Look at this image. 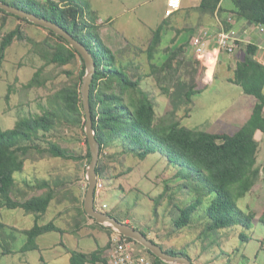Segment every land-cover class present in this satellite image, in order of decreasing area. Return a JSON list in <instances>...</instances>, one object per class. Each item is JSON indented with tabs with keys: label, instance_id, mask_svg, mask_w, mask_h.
I'll return each mask as SVG.
<instances>
[{
	"label": "rangeland",
	"instance_id": "rangeland-1",
	"mask_svg": "<svg viewBox=\"0 0 264 264\" xmlns=\"http://www.w3.org/2000/svg\"><path fill=\"white\" fill-rule=\"evenodd\" d=\"M83 1L89 4V7L84 5L86 10L97 19L101 35L103 33L106 44L116 54L118 66L125 69L133 81H139V88L155 103L158 121L177 119L189 129L205 130L206 122L221 120L234 112L233 103L240 90L232 88L227 79L234 77L237 65L244 55L226 54L230 59L227 63L224 60L219 61L222 67L216 69V81L210 84L206 80L205 68L195 58L191 44L188 43V46L183 44L182 51L178 50L172 69L163 71L162 74L154 73L151 66L161 67L167 56L173 54L175 39L171 41L172 34L168 28L155 59L151 61L149 57L153 31L169 19H165L167 0ZM226 5L233 4L226 0ZM21 25L26 36L34 41L43 40L47 35L50 37L43 28L0 13V45L9 32ZM171 25L178 24L172 22ZM201 25L198 21L195 27H189L195 30V33L183 43L186 44ZM173 29L177 33L179 31V38L186 36V33L191 34L190 31L182 32L184 29ZM245 45L247 47V44L243 46ZM33 49L29 41H16L7 50V59L0 79V123L3 130L14 128L20 116L42 113L48 96L79 78L82 73L83 63L79 58L72 65L55 68L54 77L46 87L25 89L22 84L32 80L36 71L43 65V62L35 57ZM213 71L212 68L209 74L212 75ZM68 73H73L75 77ZM171 75L174 77V83ZM165 77L170 78L165 80ZM180 77L190 88L196 87L204 92L194 98L197 103L194 111V105L191 108L190 105L181 104L174 114L176 110L163 89L176 87V80ZM161 78L163 82L158 80ZM12 85V96L8 102L6 97ZM49 142L59 143L82 159L67 161L47 154L30 155L25 171L15 175L17 188L14 196L17 200L24 201L25 198L44 193L43 190L29 189L27 184L37 185L40 181L60 179L66 183V191L85 199L88 190L86 171L90 164L86 134L80 127H57L47 138H43L39 145L46 148ZM100 160L102 165L107 167L106 178H102L108 186V192L103 199L109 205L107 213L121 221L126 218L132 220L135 228L146 232L150 239L155 238L152 240H156L166 250L191 251L195 264H264V226L259 221L264 212V170L254 190L239 202V207L244 212H254L258 215L251 231H245L241 226L217 231L208 230L210 221L206 212L207 205L193 215L189 226L178 230L175 223L180 216L178 207L184 209L194 200L193 195L184 189L185 182L176 178L181 171L179 167L171 165L160 152L142 160L136 154L127 152L120 143L106 147L101 152ZM257 166L263 168L264 163L258 159ZM71 194L63 203L54 201L48 213L39 221L40 225L55 222L63 231L40 237V250L26 254L3 255L5 244L2 245L1 235L4 231L0 229V264H69L68 254L72 249L91 252L102 245L108 246L106 237L110 236L111 239L115 232L110 233L106 228L97 226L89 217L80 216L77 212L80 203ZM0 222L7 225L9 234L12 233L13 227L21 230L32 229L36 218L35 215L26 214L23 209H3L0 211ZM17 233L19 236L17 235L15 246L19 250L27 242V237ZM242 233H246L251 241L243 242L240 237Z\"/></svg>",
	"mask_w": 264,
	"mask_h": 264
},
{
	"label": "trees",
	"instance_id": "trees-1",
	"mask_svg": "<svg viewBox=\"0 0 264 264\" xmlns=\"http://www.w3.org/2000/svg\"><path fill=\"white\" fill-rule=\"evenodd\" d=\"M0 1L60 25L91 51L96 61V74L91 87L90 103L94 129L102 152L106 147L120 143L127 152L136 154L142 160L160 152L171 165L180 168L181 171L176 178L185 182L184 189L193 195L194 200L184 209L178 207L180 216L175 222L178 230L189 226L193 215L205 205H207L206 212L210 221L208 230L217 231L235 226H241L245 231L252 230L258 215L254 212L250 214L244 212L240 209L239 202L254 190L264 170V167L257 166L259 143L256 134L258 131L264 132V66L254 59L258 50L257 46H247L245 56L238 63L234 77L231 79V82L241 87L245 94L257 100L249 121L233 134H216L209 132L206 128L193 130L185 127L177 119L157 120L155 103L139 88V81H133L125 69L118 66L116 54L102 38L100 27L96 23L97 19L85 8V6L89 7L88 3L83 0ZM230 1L233 4L232 12L246 20L250 26L264 24V0ZM223 2L224 0H200L199 6L192 13L198 14L200 22L204 18L211 20L218 12L222 13ZM182 10L183 8L153 31L154 37L149 47L151 61L155 59V54L162 45L171 23L177 24V19L183 16ZM0 13L34 25L28 20H22L1 9ZM232 28L231 24H225L226 30ZM45 30L50 37L47 35L43 40L34 41L28 38L22 25L3 38L0 45V79L7 58V50L16 41H29L33 45L32 52L35 57L43 62L32 80L23 86L25 89L46 87L49 80L54 77L55 68L72 65L79 58L83 68L79 78L48 96L47 105L42 107V113L20 116L15 127L7 130H3L0 123V211L23 209L26 214L35 215L36 218V224L32 229L21 230L13 227L12 233L9 234L7 225L0 222V229L4 231L1 235L2 245L5 244L3 255L26 254L40 250L38 244L40 237L52 232L63 233L55 222L40 225L39 221L48 213L54 201L63 203L64 199L71 194L66 191L65 182L56 179L40 181L37 185L27 184L29 189L43 190L44 193L29 199L25 198L24 201L17 200L14 196L17 188L15 175L25 171L29 156L47 154L67 161L82 159L57 142H49L46 148L39 145L40 141L47 138V135L57 127L71 129L80 127L85 133L86 124L81 94L83 77L86 73L85 61L67 40L48 29ZM188 31L191 35L195 33V30L191 28L184 29L182 32ZM178 38L177 35V39L173 42L176 45L172 49L173 54L167 56L166 62L161 67L151 66L154 73L162 74L163 71L172 69L178 50H183V44L184 46L191 44L193 37L182 45H177ZM51 67L53 69L49 70ZM68 74L75 77L73 73ZM170 77L174 83L173 75ZM170 77L164 79L168 80ZM158 80L163 82L162 78ZM12 88L13 85L9 88L6 97L8 102L12 96ZM163 91L171 99L176 110L174 114L177 113L181 104L190 105L192 108L194 98L202 93L196 87L190 88L181 77L176 80V87L172 89L164 87ZM86 142L88 145L87 138ZM87 157L91 161L89 149ZM97 172L99 178H106L107 167L102 165L101 160ZM71 195L80 203L77 207L78 214L88 218L83 206L84 198L75 197L74 193ZM259 221L264 226V212ZM17 232L27 237V242L19 250L15 246L19 236ZM144 234L149 237L147 233L144 232ZM240 237L243 242L251 241L246 233H242ZM128 240L134 242L131 239ZM110 247L109 243L108 246L99 247L90 253L70 250L69 264H107ZM162 248L173 255L189 256L187 251L166 250L163 246ZM148 253L153 256L154 264H165L150 251Z\"/></svg>",
	"mask_w": 264,
	"mask_h": 264
},
{
	"label": "water",
	"instance_id": "water-1",
	"mask_svg": "<svg viewBox=\"0 0 264 264\" xmlns=\"http://www.w3.org/2000/svg\"><path fill=\"white\" fill-rule=\"evenodd\" d=\"M0 9L22 20H28L30 23L38 27L48 29L59 37L64 38L85 61L86 73L83 77L81 94L86 114V124L84 130L92 156L86 171L88 190L83 204L87 216L92 218L98 225L113 230L123 237L133 240L143 248L150 251L155 257L159 258L165 264H194L188 256L173 255L168 253L161 245L155 243L152 239L146 236L142 230H139L128 223L120 222L109 213L100 212L96 209V185L99 178L97 169L101 158L102 147L97 139L96 131L94 129L90 103L91 87L96 74V61L91 51L84 44L76 40L70 32L52 21L39 17L24 9L11 6L2 1H0Z\"/></svg>",
	"mask_w": 264,
	"mask_h": 264
},
{
	"label": "crops",
	"instance_id": "crops-1",
	"mask_svg": "<svg viewBox=\"0 0 264 264\" xmlns=\"http://www.w3.org/2000/svg\"><path fill=\"white\" fill-rule=\"evenodd\" d=\"M225 1L226 0H224V2L222 4V8H223L222 13L218 12L216 14L215 18H213L211 20L208 19V18H204L203 20H201L202 21L201 22V24H202L201 27H209V28L213 29L216 32H220L223 29H225V24L227 23V24H231L233 28H235L237 30H240V31H243V32L246 31V30H249L251 26L248 24V22L246 20H244V19L239 18V16H237L235 13L232 12L233 11V5L232 6L231 5H226L225 6ZM199 4H200V0H188V1L187 0H183V10H182L183 16L180 17L179 19H177V24H178L177 26H173V25L170 26V29H171L170 34H172L171 41L176 39V37L178 35V33L173 30L174 27L175 28H179L180 30H183V29L186 30L189 27H191L192 25L195 26V24L198 22V17H197L198 15L196 13H192V12H193L194 9H196L199 6ZM171 27H173V28H171ZM200 28H199V30H200ZM190 36H191V34L186 33V36H184V37L181 36L180 38H178V41L176 42L177 45H181ZM102 38H103V40H104V42L106 44L105 38L103 37V33H102ZM253 39H254V41H257L259 39V37L253 35ZM258 42H259V40H258ZM172 46H173V44H172ZM175 46L176 45H174L173 47H175ZM108 47L111 48L110 46H108ZM246 49H247L246 45L242 46L239 49V51L237 52L236 55L237 56H239V55L240 56H243V55L245 56ZM258 50H259V48H258ZM229 59H230V57L227 56L225 53L218 52L217 43L215 41H213L210 44V47H209V55L207 57L208 62H206V60L204 59V63H206V67L203 66L204 63L201 60H198V59L197 60L205 68L206 80L208 81V83L211 84V83L216 81L215 75H214L215 72H217L216 69L218 70V67L220 69L222 67V64L221 65L219 64V61H223L224 60L227 63ZM212 68L214 69V71H213L212 75H210L209 71ZM224 70H225V68H224ZM231 79H233V76H230L227 79V81L229 82V84L232 85V88H238L237 90H240V91H238L237 97H236V99L234 100V103H233V106H234L235 110H234L233 113H229L227 116H225L221 120L217 119L216 121H213V122H206L204 124V128H206L209 132L216 133V134L217 133H219V134H223V133L233 134L236 131H238L242 126H244L249 121V119L252 116L253 108H254V106H255V104L257 102L256 98L253 97V96L245 94V92L243 91V89L241 87H239V86H237V85H235V84H233L231 82ZM25 84L23 83L22 85H25ZM207 88H208V86H206V89ZM196 104L197 103H196V100H195L194 106H193V111H194V108H195ZM256 139H257V141L259 143L258 159H259V162L261 160L264 163V132L258 131L257 134H256ZM113 217H115V216L113 215ZM116 219H118V218H116ZM119 221L120 222H124V223H128V224L133 226L132 220H130L128 218H126V219H124L122 221L121 220H119ZM107 231H109V230L107 229ZM109 232L113 233L111 231H109ZM106 238H107L106 243L107 242L110 243V236H108ZM152 239H155V238H152ZM105 246H106V244L102 245L100 247H105ZM95 250H92L91 252H93ZM77 251L90 253L89 251L83 250V249L77 250ZM191 253H192L191 251L188 252V254L190 256V259L193 261V257L191 256ZM68 255L70 256V254H68ZM194 264H195V262H194Z\"/></svg>",
	"mask_w": 264,
	"mask_h": 264
},
{
	"label": "built area",
	"instance_id": "built-area-1",
	"mask_svg": "<svg viewBox=\"0 0 264 264\" xmlns=\"http://www.w3.org/2000/svg\"><path fill=\"white\" fill-rule=\"evenodd\" d=\"M183 8V0H167L165 18H171L179 13ZM253 35L259 37V42L254 41ZM215 41L217 50L229 56L235 55L244 45H255L259 48L254 59L264 66V24L253 25L249 30L240 31L235 28L231 30L223 29L216 32L209 27H201L198 33L192 38L191 47L198 60L208 62L210 44ZM206 67V63L203 64ZM209 66V65H208ZM108 191L105 180L98 178L96 185V209L106 212L109 205L104 202V195ZM111 247L108 252L107 264H154V258L147 249L139 246L136 242H131L118 233H114L110 239Z\"/></svg>",
	"mask_w": 264,
	"mask_h": 264
},
{
	"label": "clouds",
	"instance_id": "clouds-1",
	"mask_svg": "<svg viewBox=\"0 0 264 264\" xmlns=\"http://www.w3.org/2000/svg\"><path fill=\"white\" fill-rule=\"evenodd\" d=\"M106 213H107V211H106ZM116 233V232H115Z\"/></svg>",
	"mask_w": 264,
	"mask_h": 264
}]
</instances>
